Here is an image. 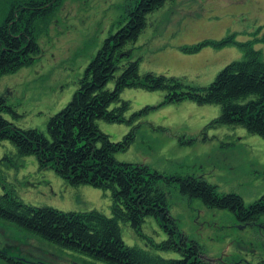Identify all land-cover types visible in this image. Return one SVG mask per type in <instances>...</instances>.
<instances>
[{
    "label": "rangeland",
    "instance_id": "obj_1",
    "mask_svg": "<svg viewBox=\"0 0 264 264\" xmlns=\"http://www.w3.org/2000/svg\"><path fill=\"white\" fill-rule=\"evenodd\" d=\"M7 1L0 0V21ZM126 4L127 0H62L41 27L40 53L34 61L0 77V97L12 109L4 115L18 127L47 134L49 117L70 100L86 65L124 18ZM147 21L129 45L141 74L152 71L208 85L228 62L243 57L236 45L216 44L232 32L240 41L256 38L255 48L264 59V0L167 1ZM164 97L160 90L125 88L121 98L130 102L128 119L147 105L153 108L132 125L97 120L112 140L134 127L133 142L116 153L119 161L146 164L167 174L201 176L221 193L241 195L247 205L264 195V137L243 127L206 128L218 116L219 105L164 102ZM3 155L10 157L0 165V193L8 189L35 206L98 209L111 215L110 190L69 184L53 169L39 167L35 156H16L8 140L0 141ZM165 191L169 215L187 241L201 247L204 258L214 264H264V215L242 222L231 211L209 208L175 186ZM143 230L155 241L167 238L153 216L146 218ZM121 235L129 245L177 255L149 246L126 223H121ZM75 254L0 219V264H85Z\"/></svg>",
    "mask_w": 264,
    "mask_h": 264
},
{
    "label": "trees",
    "instance_id": "obj_2",
    "mask_svg": "<svg viewBox=\"0 0 264 264\" xmlns=\"http://www.w3.org/2000/svg\"><path fill=\"white\" fill-rule=\"evenodd\" d=\"M61 1L5 3L7 10L0 21V77L34 61L40 53L41 27ZM167 1L173 0H127L124 18L86 65L70 100L49 117L47 134L37 128L18 127L4 115L12 109L0 97V141L8 140L16 156H35L39 167L53 169L69 184L110 190L111 215L98 209L64 211L35 206L8 189L0 193V219L76 253L75 258L85 264H214L203 257L196 242L187 241L169 215L167 187L175 186L181 194L199 199L209 208L227 209L242 222L264 215V195L247 205L241 195L221 193L201 176L167 174L146 164L119 161L116 153L127 150L133 142L134 127L121 139L112 140L98 126V119L132 125L138 115L148 113L153 106L147 105L127 118L130 102L121 98V93L137 87L163 91L164 102L219 105L218 116L206 128L243 127L264 137V59L262 51L255 48L256 38L240 41L232 32L215 40L219 46L236 45L243 57L228 62L208 85H196L184 77L139 72V60L132 58L129 45L146 28L148 15ZM9 157L0 156V165ZM149 216L158 220L166 239L155 241L144 233L143 224ZM121 223L146 238L149 246L177 255L165 256L127 244Z\"/></svg>",
    "mask_w": 264,
    "mask_h": 264
}]
</instances>
